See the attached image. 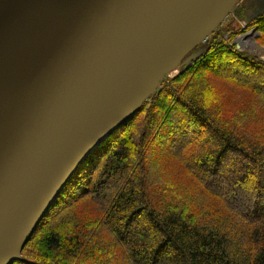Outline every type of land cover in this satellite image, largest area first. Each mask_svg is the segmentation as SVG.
Segmentation results:
<instances>
[{
  "label": "trees",
  "instance_id": "16d2710c",
  "mask_svg": "<svg viewBox=\"0 0 264 264\" xmlns=\"http://www.w3.org/2000/svg\"><path fill=\"white\" fill-rule=\"evenodd\" d=\"M221 37L76 171L13 264H264V63ZM215 78L256 100L224 112ZM155 143L169 155L150 168Z\"/></svg>",
  "mask_w": 264,
  "mask_h": 264
},
{
  "label": "water",
  "instance_id": "95a60500",
  "mask_svg": "<svg viewBox=\"0 0 264 264\" xmlns=\"http://www.w3.org/2000/svg\"><path fill=\"white\" fill-rule=\"evenodd\" d=\"M239 1L0 4V264L19 259L76 171Z\"/></svg>",
  "mask_w": 264,
  "mask_h": 264
},
{
  "label": "rangeland",
  "instance_id": "374dc122",
  "mask_svg": "<svg viewBox=\"0 0 264 264\" xmlns=\"http://www.w3.org/2000/svg\"><path fill=\"white\" fill-rule=\"evenodd\" d=\"M263 13H264V0H240L237 6L234 8V10L224 18L221 24L211 33V35L207 38V40L201 43L200 45L210 42L213 34H217V35L221 34L222 35L221 38L225 41H228L232 46L234 45V47L237 50L246 53L248 56L252 57L259 63H264V45L259 42V38L261 37V30L255 24L256 17L262 15ZM194 50L190 54H188V56L183 60L182 64L185 63L191 56H193L194 53L196 54L199 53L196 50L195 51ZM181 66L169 72L166 76V79L172 80L177 75H179L181 71ZM210 81L213 82L212 86H214L213 87L214 89H209L208 91L211 93L213 92V94L217 93L219 99L218 102L219 104L222 103L223 105L221 109L226 113L230 111H236L242 107L248 108L247 100L249 99L248 102L252 104V99L256 100L257 98L251 95L250 93L244 92L243 94H241L238 90L234 89L228 82L220 81L216 78L210 79ZM161 83L156 88L155 92L160 88ZM260 83L261 82L258 81L256 84H258L259 87H262ZM206 90H207L206 88L202 89L201 94L204 93L208 96V91ZM209 100H210V104L215 106L214 98H210ZM262 117L261 119H258L256 121L261 124H264L263 123L264 116ZM233 121L234 120H230L229 122H233ZM260 129L261 131L264 132L263 127ZM258 133H260V131L256 130L255 134L261 136ZM204 134L206 133L204 132ZM156 136L157 135H155L154 138ZM190 138L191 136L188 138L187 141H189ZM204 139L205 137L201 140V142H203ZM149 147H153V149H155L154 151L146 152V160H148L149 167L151 168L152 166H159V165L164 166L166 162V158L169 155L168 149L166 147L158 148L156 143L155 145H150ZM205 150H208V147L204 148V151ZM231 156L232 155L229 156L230 159L229 158L227 159L223 167L231 168L232 166L235 165L236 168H238L237 166H239V161H241V158L236 155L233 157ZM228 162L229 164H227ZM244 163L250 164L248 162H244Z\"/></svg>",
  "mask_w": 264,
  "mask_h": 264
},
{
  "label": "bare ground",
  "instance_id": "6f19581e",
  "mask_svg": "<svg viewBox=\"0 0 264 264\" xmlns=\"http://www.w3.org/2000/svg\"><path fill=\"white\" fill-rule=\"evenodd\" d=\"M4 0H0V4L3 2ZM246 38V37H245Z\"/></svg>",
  "mask_w": 264,
  "mask_h": 264
}]
</instances>
